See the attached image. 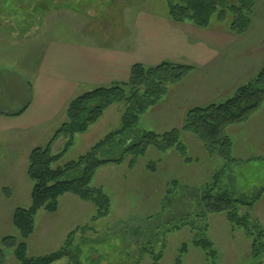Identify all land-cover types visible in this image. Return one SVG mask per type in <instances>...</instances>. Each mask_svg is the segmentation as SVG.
Wrapping results in <instances>:
<instances>
[{
  "label": "rangeland",
  "instance_id": "obj_1",
  "mask_svg": "<svg viewBox=\"0 0 264 264\" xmlns=\"http://www.w3.org/2000/svg\"><path fill=\"white\" fill-rule=\"evenodd\" d=\"M253 9L252 23L243 35L229 31L232 14L223 21L214 15L210 28H197L196 35L204 36L217 51V58L199 67L192 62L196 67L190 63L193 68L184 78L169 82L158 103L141 114L139 130L162 133L180 129L188 108L227 99L264 66V56L256 59L264 47V0H256ZM167 11L165 0H0V92L7 99H15L11 111H19L28 105L32 94L29 82L36 79L54 42L109 45L108 37L116 39L130 32L139 13L165 16ZM213 28H218L214 32L219 35L210 33ZM255 67L259 69L253 73ZM235 81L237 87L223 94ZM125 106L112 104L86 133L74 135L72 146L59 163L78 159L95 142L118 129ZM62 123L58 116L31 128L25 132L31 135L29 141L22 129L23 154L28 148L43 147ZM227 134L233 140V155L249 160L226 167L219 185L228 186L236 195H253L264 187V103L248 121L230 125ZM180 140L186 145L188 161L174 149H151L133 169L126 160L102 165L92 184L109 196L110 210L105 217L93 220L94 205L71 193L59 198L56 212L38 210L35 230L24 239L27 255L44 256L67 246L79 264H151L152 253L159 252L161 264H174L181 244H185L182 264H264V252L260 258L252 257L250 239L240 228L231 231L225 213L202 215L203 204L198 197L224 165L222 159L206 153L200 141L184 130ZM65 143V137H58L52 153L63 150ZM10 156L8 161H1L0 155V249L2 264H19L13 248L2 239L14 236L23 241L12 215L15 209L30 206L33 182L27 175L28 158L14 159L13 150ZM151 160L157 162L155 172L146 169ZM239 208L240 214L247 213L251 227L259 224L264 230V196L253 207ZM199 237L212 240L217 258L208 259L206 251L192 244ZM51 264L74 261L62 257Z\"/></svg>",
  "mask_w": 264,
  "mask_h": 264
},
{
  "label": "trees",
  "instance_id": "obj_2",
  "mask_svg": "<svg viewBox=\"0 0 264 264\" xmlns=\"http://www.w3.org/2000/svg\"><path fill=\"white\" fill-rule=\"evenodd\" d=\"M168 6L169 18L174 23H190L197 28H208L211 19L224 20L232 14L228 24L231 33L243 35L248 31L252 21L251 15L256 0H165ZM192 65L174 62H161L156 66L133 64L128 80L113 83L111 86H99L76 95L66 106V121L55 130L53 137L43 147L35 146L28 155L27 175L33 182L31 188L30 206L17 208L13 212L12 221L20 231L23 241L18 242L14 236L2 239L4 244L13 248L19 264H51L62 257H67L74 264H79L68 247L44 256L30 257L27 255V239L35 230V214L44 209L56 212L59 198L71 193L80 200L91 203L95 207L93 220L105 217L110 210L109 196L100 187L92 184L93 178L102 165L121 164L133 169L139 158L146 156L149 150L157 152L176 150L183 160L186 157V145L180 140L184 130L195 136L206 153L219 156L224 165L215 172L214 180L205 185L199 198L203 216L209 213H225L231 231L242 229L251 242L252 257L260 258L264 252V230L259 224L250 226L247 213L240 214L239 207H253L264 196V187H260L253 195H236L228 186L219 185L220 176L226 167L235 164L238 159L233 155V140L227 134L230 125H239L248 121L254 112L264 103V66L255 72L250 80L239 85L227 99L220 102H210L204 105H194L184 113L181 128L158 133L154 130H139L137 128L141 114L150 106L157 104L166 91L169 82L180 81L191 71ZM124 103L126 110L121 116V126L97 141L76 160L60 164L61 156L71 147L74 135L86 133L96 124L105 110L112 104ZM26 108L23 107L19 112ZM66 138L63 150L55 154L51 148L55 140ZM157 162L151 160L146 164L149 172L157 170ZM238 194V193H237ZM188 223V222H187ZM194 226L193 223L190 224ZM192 244L206 251L208 259L217 255L212 240L199 237ZM187 251V245L181 244L179 255L174 264H182L181 255ZM205 255V256H206ZM151 264H161V253H152ZM4 256L0 249V264Z\"/></svg>",
  "mask_w": 264,
  "mask_h": 264
},
{
  "label": "crops",
  "instance_id": "obj_3",
  "mask_svg": "<svg viewBox=\"0 0 264 264\" xmlns=\"http://www.w3.org/2000/svg\"><path fill=\"white\" fill-rule=\"evenodd\" d=\"M131 26L130 32L125 35H120L116 39L108 37L111 40L109 45L77 41L73 44L54 42L36 79L31 84L29 82L28 87L32 94L23 111L19 112L23 107L19 111H11L13 106H16L15 99H7L6 95L0 92L1 161L11 159L12 150L15 154L14 159H21L24 155L28 158L33 147L28 148L23 154L22 129L25 134L31 128L58 116L61 122H64L65 109L72 98L99 86H111L113 83L128 80L135 63L156 66L165 61L188 65L193 62L199 67L208 65L207 63L213 62L217 58L215 56H218L217 51L202 38L204 37L202 34L200 37L196 35L198 33L196 26L190 23H174L169 18V13L165 16L139 13L134 25ZM214 31H218V28L210 29V33L219 35ZM256 56V59L264 56V47ZM255 68L257 69H254L253 73L259 69ZM237 81L234 85L227 86L228 89L225 88L223 94L231 93L237 87L239 82ZM204 101H207V98ZM25 135L29 141L31 135ZM235 158L240 164L249 160L247 157Z\"/></svg>",
  "mask_w": 264,
  "mask_h": 264
}]
</instances>
